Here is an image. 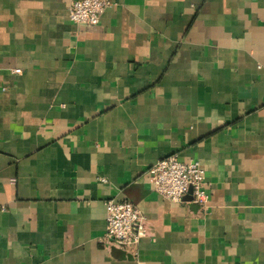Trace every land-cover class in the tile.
<instances>
[{"label":"crops","instance_id":"crops-1","mask_svg":"<svg viewBox=\"0 0 264 264\" xmlns=\"http://www.w3.org/2000/svg\"><path fill=\"white\" fill-rule=\"evenodd\" d=\"M0 0V264H264V0ZM204 170V204L149 167ZM145 217L102 241L105 201Z\"/></svg>","mask_w":264,"mask_h":264},{"label":"built area","instance_id":"built-area-1","mask_svg":"<svg viewBox=\"0 0 264 264\" xmlns=\"http://www.w3.org/2000/svg\"><path fill=\"white\" fill-rule=\"evenodd\" d=\"M110 5V0H69L67 15L76 25L94 26ZM148 173L152 189L162 198L182 203L190 194L191 201L205 203L206 183L200 162H183L175 155H168L152 164ZM105 222L102 241L129 252H134L147 235L143 213L127 200H106Z\"/></svg>","mask_w":264,"mask_h":264},{"label":"water","instance_id":"water-1","mask_svg":"<svg viewBox=\"0 0 264 264\" xmlns=\"http://www.w3.org/2000/svg\"><path fill=\"white\" fill-rule=\"evenodd\" d=\"M184 199H185V200H191V196H190V194H188Z\"/></svg>","mask_w":264,"mask_h":264}]
</instances>
